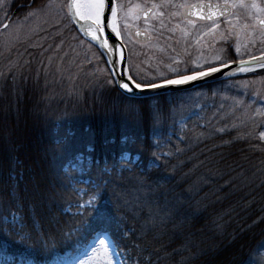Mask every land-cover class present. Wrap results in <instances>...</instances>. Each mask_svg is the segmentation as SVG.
Instances as JSON below:
<instances>
[{
    "label": "trees",
    "instance_id": "1",
    "mask_svg": "<svg viewBox=\"0 0 264 264\" xmlns=\"http://www.w3.org/2000/svg\"><path fill=\"white\" fill-rule=\"evenodd\" d=\"M52 13L50 0H0V26L11 15L0 37L17 28V44L0 45L3 259L39 263L107 233L123 264H249L264 239L259 132L229 129L194 144L190 154L156 160L154 108L166 114L168 103L159 95H124L109 74L110 87L92 78L103 84L97 98L69 117L60 106L53 114L39 89L49 78L34 85L30 72L56 78L58 58L65 61L66 50L72 56L70 46L82 38L66 11L64 18ZM263 75L261 68L230 79Z\"/></svg>",
    "mask_w": 264,
    "mask_h": 264
},
{
    "label": "rangeland",
    "instance_id": "2",
    "mask_svg": "<svg viewBox=\"0 0 264 264\" xmlns=\"http://www.w3.org/2000/svg\"><path fill=\"white\" fill-rule=\"evenodd\" d=\"M114 1L117 7L119 34L127 48L128 70L138 84L162 82L173 76L224 63L228 61L230 53L235 59L241 60L264 51V31L256 26L257 20L264 17V0H255V8H242L234 2L229 15L207 24L186 22L180 17L181 7L195 0ZM252 2L253 0L247 4L251 5ZM150 5L154 6V11L148 18L142 19L140 11ZM48 8L49 6L44 10ZM50 8L54 12L52 14H59L62 18L66 16L65 0H50ZM67 16L69 19L68 14ZM56 20L57 18L54 19ZM128 25L146 30L149 39L139 40L131 36L127 30ZM8 26L7 24L5 29ZM15 29L17 30L14 27L11 31L9 28L8 35L4 39L3 36L0 37V45L7 46L12 41L17 44V38L11 35ZM226 42H229V45ZM70 50L76 52L69 56L65 53L70 51H64L65 61L55 55L58 61L53 73L64 77L63 82L57 76L53 77V74L46 77L35 76V71L30 72V80L35 82L34 85L49 78L39 89L43 101L49 104L47 109L53 114L56 109L57 112L60 111V106L62 110H68L66 113L69 117L73 110L79 108V103L85 104L93 97L97 98L103 84H97L92 78L103 80L108 87L113 80L117 89L126 95L118 88L108 67L101 62L98 52L91 45L79 40L70 46ZM108 74L112 80L108 78ZM92 75L95 77H91ZM15 83L16 81L12 82V88L16 86ZM52 85V90H46ZM158 95L168 103V111L161 114L154 108L155 121L151 128V139L152 155L156 160L190 154L189 149L195 148V145L229 129L250 127L259 133L264 131V75L253 79L234 78L217 86ZM77 100L80 101L76 102ZM197 149L193 151L198 153L200 150ZM209 178L211 175L207 174L201 183L205 180L207 181L203 184L207 183ZM85 204L87 200L80 206ZM14 218L16 219V216ZM102 236L103 234H96L86 245L72 253L57 256L53 261L50 259L35 264H76L79 259L85 258V252L95 255L91 249L97 247V238ZM107 239L109 240L108 236ZM110 249L113 264H123L111 242ZM2 257L0 253V258ZM248 263L264 264V239L249 256ZM0 264L3 262L0 261ZM95 264H106L102 254Z\"/></svg>",
    "mask_w": 264,
    "mask_h": 264
},
{
    "label": "water",
    "instance_id": "3",
    "mask_svg": "<svg viewBox=\"0 0 264 264\" xmlns=\"http://www.w3.org/2000/svg\"><path fill=\"white\" fill-rule=\"evenodd\" d=\"M82 4L86 2V0H81ZM69 3V0H68ZM114 5L113 0H106L105 3V10L102 17L103 21V27L104 31L97 33V35L100 37L99 39H93L92 35L86 31L88 28L90 21H84L80 20L76 16H74L72 13L69 12V17L72 22V24L75 26L76 30L79 32V34L92 44H94L96 47L99 48V50L102 52L104 60L110 70L111 75L114 78L115 83L117 84L118 88L126 93L129 96H135V97H146V96H152L159 93H165L170 91H182L191 89L203 84H208L212 82H216L225 78H228L232 75H235L237 73L242 72L240 69H249L254 66H258L261 64H264V52L258 55L251 56L249 58L241 59V60H235L228 63H225L223 65H227V67H224L223 65L215 66V68H219L220 71L218 72H212L205 76H197L195 80L192 81H186L183 84H174V85H164L161 88H141L137 89L135 88V83L132 79L129 80V75L127 73V67H126V50L125 47L120 40L119 36L117 35V31H113V28L109 26V22H112L113 18V24L116 28L114 18L112 17L110 8ZM152 7H149L145 10H143L141 16L147 17L148 14L151 12ZM187 11V15L191 17L201 18V19H215L221 16L226 15L230 11L229 5L225 3H215V2H208V1H201L193 3L185 8ZM264 18H260L258 20V25L264 26ZM130 32L139 39H147L148 36L145 35V33L139 29H135L132 31V27H129ZM107 40V45H105L103 42L104 40ZM255 58V59H254ZM243 61L244 63H241ZM212 68V67H211ZM209 68L197 71L194 73H190L183 76L188 75H194L198 72H207ZM182 77V76H180ZM173 78V79H178ZM134 82V83H133ZM122 83H128L129 87L132 89V91H127L120 87V84ZM164 81L158 82L155 84H163Z\"/></svg>",
    "mask_w": 264,
    "mask_h": 264
},
{
    "label": "snow or ice",
    "instance_id": "4",
    "mask_svg": "<svg viewBox=\"0 0 264 264\" xmlns=\"http://www.w3.org/2000/svg\"><path fill=\"white\" fill-rule=\"evenodd\" d=\"M105 3L106 0H86V3L84 4H82L81 0H69L67 7L69 12L72 13L77 18H79L80 20L90 21L91 23H89L86 31H88V33L92 35L93 39H99L100 37L97 35V33L104 31L102 17L105 10ZM236 3L242 8H247L249 6L253 8L257 7L255 0H253L251 5H248L245 2V0H236ZM110 11L112 17H115L117 13V7L115 5H112ZM262 23H264V21H262ZM109 26L113 28V31H116L115 26L112 22H109ZM117 35H119L118 32ZM103 43L107 45V40L105 39ZM217 59H219V57H217ZM241 63L244 62L241 61ZM223 66L227 67V65H223ZM260 66L264 67V64H261ZM240 70L245 71L246 69L241 68ZM218 71H220L219 68L212 67L209 68L207 72H198L194 75L182 76L178 79L165 80L163 84H155V83L146 84V85L135 84V88L156 89V88H161L164 85L183 84L186 81L195 80L197 76L202 77L208 75L209 73L218 72ZM129 80H131V77H129ZM120 87H122L127 91H132L128 83H122L120 84ZM259 137L261 140H264V131H261L259 133ZM93 199H95V197H93ZM91 202L92 201L90 200L88 203L91 204ZM125 235H127V233H125ZM91 251L95 255H88L87 252H85L84 253L85 258L79 259L78 262H76V264H95L96 259L101 254L104 257L106 264H113V259L111 258L110 255L111 249H110V242L107 239V233H105L102 237L97 238V247H93ZM237 264H245V260L241 259L240 261L237 262Z\"/></svg>",
    "mask_w": 264,
    "mask_h": 264
},
{
    "label": "flooded vegetation",
    "instance_id": "5",
    "mask_svg": "<svg viewBox=\"0 0 264 264\" xmlns=\"http://www.w3.org/2000/svg\"><path fill=\"white\" fill-rule=\"evenodd\" d=\"M196 1V0H195ZM198 1V0H197ZM219 1H222V0H219ZM183 7V6H182ZM182 7H181V10H180V17L184 20V21H186V22H191V23H197V24H207V23H209V22H213V21H216V20H213V21H205V20H200V19H196V18H191V17H188L187 15H185V14H183V11H182ZM218 20H220V19H218ZM217 20V21H218ZM226 44L227 45H229V42H226ZM229 56L231 55V53L230 54H228ZM228 56V57H229Z\"/></svg>",
    "mask_w": 264,
    "mask_h": 264
},
{
    "label": "bare ground",
    "instance_id": "6",
    "mask_svg": "<svg viewBox=\"0 0 264 264\" xmlns=\"http://www.w3.org/2000/svg\"><path fill=\"white\" fill-rule=\"evenodd\" d=\"M86 3V2H85Z\"/></svg>",
    "mask_w": 264,
    "mask_h": 264
}]
</instances>
